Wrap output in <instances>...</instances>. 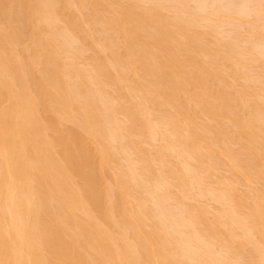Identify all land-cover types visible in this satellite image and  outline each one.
I'll return each mask as SVG.
<instances>
[{
	"label": "bare ground",
	"instance_id": "6f19581e",
	"mask_svg": "<svg viewBox=\"0 0 264 264\" xmlns=\"http://www.w3.org/2000/svg\"><path fill=\"white\" fill-rule=\"evenodd\" d=\"M262 48L259 0H0V264H264Z\"/></svg>",
	"mask_w": 264,
	"mask_h": 264
},
{
	"label": "snow or ice",
	"instance_id": "6c2138e0",
	"mask_svg": "<svg viewBox=\"0 0 264 264\" xmlns=\"http://www.w3.org/2000/svg\"><path fill=\"white\" fill-rule=\"evenodd\" d=\"M143 6L151 7L152 5L149 3H145ZM224 6L225 5H217L215 3H207V2L196 3L195 5H193V7L201 11H204V12L215 9L217 7H224ZM227 6L228 7H240V8H245V9L249 7L247 4H239V5L233 4V5H227ZM259 7L261 9V19H262V22H264V0H259ZM261 55L264 56V48L261 49Z\"/></svg>",
	"mask_w": 264,
	"mask_h": 264
}]
</instances>
